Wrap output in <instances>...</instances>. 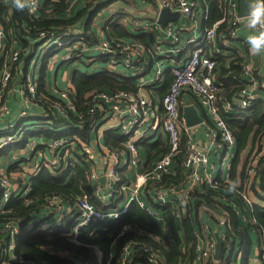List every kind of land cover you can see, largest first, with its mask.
I'll return each instance as SVG.
<instances>
[{
    "label": "built area",
    "instance_id": "1",
    "mask_svg": "<svg viewBox=\"0 0 264 264\" xmlns=\"http://www.w3.org/2000/svg\"><path fill=\"white\" fill-rule=\"evenodd\" d=\"M29 14L36 15L41 10V0H23ZM110 0H67L64 10L69 14L77 3L84 8L88 2L104 3ZM151 6L156 15L154 18H141L137 16L118 15L125 28L128 27L137 34H150L146 41H139L132 37L124 38L111 32L108 26H104L103 13L108 12L110 20L114 13L103 9L95 16L91 29L95 41H91L84 32L85 16L74 24L63 28L62 31L45 29L37 33L38 41L41 40L37 50L33 54L32 63H40L43 53L49 49L58 50L49 59L56 62L73 64L78 62L77 58L82 54L88 55L89 61L97 59L105 62V67L111 72L122 74L126 77H135L136 92L127 90L106 91L104 89H93L89 94L86 110L88 113H98L94 120L95 136L90 137L88 143H80L77 147L81 160L88 164L87 179L92 185L94 196L104 203V208H99L92 202L87 193H82L76 198L75 206L66 205L65 200L56 194L45 198V208L53 215L51 222L40 224V228L54 229L62 227L65 220L69 219L71 226L68 236L75 238L78 229L91 221H109L121 218L130 204L135 201L152 218L160 222L162 240L170 241V233L166 227L165 213L155 204H171L176 216L184 211L185 196L192 188L206 185L218 189L220 182L215 172L223 174L220 177L223 182L224 193L227 195L222 199L237 212L239 202L247 211H251L257 204L251 193V184L256 181V172L259 168L260 159L263 154L264 137L259 141L261 149L257 147L246 159L245 180L239 178L231 180L228 175L230 163L234 155L235 139L231 129L221 116L220 110L224 113L233 110H243L251 105V101L257 99L258 92L264 89L262 76L256 71L250 61L243 60L241 63V80L244 85L239 90V98L230 100L222 96L221 82L217 81L215 70L217 67L215 59L206 54V51L221 53L232 47L237 38L236 32L241 24L246 25L247 16L238 15V0H220L222 16L210 25L200 24L207 21L209 12L205 0H140ZM254 4L256 0H249ZM41 8V9H40ZM168 8L172 12H178L179 18L168 21L162 26L157 16L161 9ZM89 10V9H88ZM45 13L52 12V8H44ZM68 16V15H67ZM66 16V17H67ZM185 17L188 22L183 26H177V20ZM225 22L226 28L219 30L220 23ZM100 24H102L101 27ZM105 27V28H104ZM185 29L188 34L182 37L181 31ZM99 30V32H97ZM5 41L4 26L0 21V54L4 51ZM14 44V42H13ZM47 49H42V48ZM93 51H97L94 55ZM20 49L11 47L5 54V60L13 64L20 58ZM152 61L148 72H145L148 64ZM49 67L52 69L54 65ZM155 67L156 70H155ZM10 65H5L0 74V116L8 112L6 103L3 101L8 83L11 78ZM170 73L171 81L163 95H158L154 88L164 83L166 74ZM36 74L34 71L27 72L26 87L32 97L36 95ZM148 88L147 93L143 92ZM51 88V87H50ZM59 98L54 103L53 109L65 115L64 107L74 112L72 103L73 87L70 84L64 89L57 85L52 86V91ZM22 89V88H21ZM152 89L153 91H150ZM188 97L195 102L191 103L203 117L202 123L206 124L207 136L211 144L217 143L221 149L220 156L215 155L210 160V154L206 145L200 146L192 137V127H188L182 117L181 104ZM28 101V100H27ZM63 102V104L61 103ZM24 110V109H23ZM21 110L20 115H27ZM42 111L39 112L41 114ZM78 121L83 122L84 113H76ZM207 119L209 121H207ZM201 123V124H202ZM111 130L124 136L121 146L111 148L108 145H101L100 138L103 131ZM6 133V132H5ZM162 134L165 135L163 140ZM157 135L155 141L166 142L167 149L155 158L148 167H141L140 155L137 142H149ZM4 138L6 140H4ZM14 137L8 135L2 137L1 142H12ZM74 134L67 137L51 139L47 142L48 149L53 152V157L45 166L58 168L73 164L75 161L73 149L76 145L73 140ZM31 141V140H30ZM154 141V142H155ZM1 145V144H0ZM35 143L33 142V148ZM31 148V149H33ZM233 150V151H231ZM70 151V153H68ZM73 155V156H72ZM71 158L67 163L66 158ZM69 160V159H68ZM219 162V167L217 163ZM42 162L34 164L35 168L31 174L35 175ZM178 167L177 171L175 168ZM120 174L126 175L121 182ZM165 174L174 178L169 181L166 187L160 183ZM103 176L104 181L99 178ZM243 182V183H242ZM242 183V184H241ZM0 185L4 187L2 202L19 192L12 187L8 175L0 170ZM102 189V191H101ZM143 193L144 195L140 194ZM230 196V198H227ZM120 197V198H119ZM238 200L236 202L234 200ZM2 211V210H0ZM209 211L216 213L223 224V212L219 210ZM1 214V213H0ZM205 230L200 236L197 245L198 259H204L216 250V241L209 238V226L204 224ZM132 228L130 224H124L118 235ZM14 221H6L0 227V234L17 232ZM135 241H129L123 248L122 256L118 264H128L133 249L139 251L147 258V264H158L157 253L147 244L134 245ZM11 247L13 244L10 245ZM258 264H264V245L258 248ZM21 262L22 259L15 258Z\"/></svg>",
    "mask_w": 264,
    "mask_h": 264
},
{
    "label": "trees",
    "instance_id": "2",
    "mask_svg": "<svg viewBox=\"0 0 264 264\" xmlns=\"http://www.w3.org/2000/svg\"><path fill=\"white\" fill-rule=\"evenodd\" d=\"M66 1L41 0L42 9L40 8L41 10L36 15H32L28 13L26 6L16 8L13 0H0V21L4 26L6 41L3 47L4 51L0 54V74L5 65H10L11 68V78L3 101L9 87L14 84L13 80L17 79L22 85L27 100L42 111L41 114L30 119L35 122L24 133L21 146L26 145L28 137L43 136L51 140L74 134L77 140L74 139L73 143L76 147H80V143H88L92 133H95L93 123L98 117V113H88L86 110V104L89 101L88 94L93 89L137 91L135 77H126L111 72L105 66L100 71L81 72L77 65L71 70L70 79L73 87L71 100L74 112L64 107L65 115H61L53 109L54 103L61 100L49 91L47 83L48 59L58 50H47L43 53L41 64L35 66L32 63V57L41 43V40L37 39L38 31L41 29L62 31L63 28L74 24L85 16L84 32L93 42L95 38L91 27L95 16L107 6V2L99 4L88 2L84 8H75L67 14L64 11L67 6ZM205 1L209 15L204 24L210 25L222 16L220 0ZM48 7L53 11L45 13L43 9ZM105 24L111 32L120 36H130L139 41L146 42L151 36L150 34H130L120 18L107 21L104 26H106ZM225 28L226 23H220L218 29L224 30ZM11 47L19 48L21 51L20 58L13 64L5 60V54ZM206 54L212 56L216 61L215 74L217 81L221 82L222 96L230 100L238 99L239 90L245 83L244 80H241V57L231 56L230 59L223 52L210 53V51H206ZM88 57V55L82 54V57L77 60L81 62L88 60ZM151 64L152 61L148 64L145 72L149 71ZM30 71H34L36 74L35 97L31 96L26 87V76ZM170 81V73H167L164 83L155 86L158 95L161 96L165 93ZM188 100L191 102L190 99ZM61 103L63 104V102ZM76 113H84L83 122L78 121ZM220 114L235 139L234 155L228 171L229 178L231 180L239 178L244 181L246 159L255 147L257 150L261 149V145L258 143L264 137V99L258 97L252 100L251 105L246 109L233 110L229 113L220 110ZM207 121L209 120L207 119ZM124 139V136L111 130H107L105 133V141L111 148L121 146ZM137 144L144 148L149 160L157 158L167 149L166 142L163 140L153 143L139 140ZM243 150L248 153L238 172L236 166ZM74 153L75 161L65 168L61 166L51 168L42 162L39 171L29 177L26 182L28 185L25 183L23 188L21 185L19 194L11 195L5 202H2L5 189L0 185V210H2L0 211V227L6 221H14L18 229L14 234L10 232L0 234V264H118L124 246L131 240L135 241L134 245H149L157 253L158 264H183L187 258L192 264L198 256L197 245L200 242L199 237L205 230L204 224L210 225L208 222H203L205 220L198 216L199 211L208 216L207 220H210L213 226H218L222 230L218 235L223 242L218 260L214 259L213 252L204 259H198L197 264H250L254 241L260 249L264 245V206L256 204L249 212L235 199L234 201L239 202V211L237 212L222 199L227 195L223 191L225 189L220 177H217L220 182L218 189L206 185L190 189L185 196L186 200H184L185 210L180 211L179 216L175 215L177 211L172 210L171 204H155L157 209L165 213L166 227L170 233V241L167 240V243L162 240L160 222L147 214L135 201L130 204L128 211L119 219L96 220L81 226L74 239L67 234L71 226L69 219H66L62 227L59 228H40L41 221L50 220V218L44 219L42 213L45 212V198L51 194L61 196L66 205H74L76 198L85 192L97 207H105L104 203L94 196L92 185L87 179L88 164L81 160L78 151ZM175 169L179 171L178 167ZM125 178L126 175L120 174L121 182ZM173 178L172 175L165 174L160 184L166 187ZM255 179V183L251 184L252 192L256 198L263 200L264 148ZM209 209L223 212V224H220L217 214ZM124 224H130L132 228L118 237ZM208 237L214 238L216 241L210 228ZM11 244H13L12 247ZM15 258H21L22 261L18 262ZM147 263L145 255L133 249L128 264Z\"/></svg>",
    "mask_w": 264,
    "mask_h": 264
},
{
    "label": "crops",
    "instance_id": "3",
    "mask_svg": "<svg viewBox=\"0 0 264 264\" xmlns=\"http://www.w3.org/2000/svg\"><path fill=\"white\" fill-rule=\"evenodd\" d=\"M114 1V0H110ZM117 4L113 3V6L111 8H115L112 13L114 15L112 16V20L116 18L118 15H124V13H128L132 10H136L137 12L141 14L142 17H146L148 19L154 18L156 15V11L149 6L146 3L141 2L140 0H132L134 2V8L128 7L127 3L128 0H115ZM109 2V1H108ZM77 3V2H76ZM76 8H81V4L78 3ZM104 20L105 21H111L109 17V13L106 11L103 13ZM199 22L200 24H204L205 22H201V17H199ZM188 20L185 17H181L180 20L177 22V26H183V24H187ZM102 24H100L99 27H101ZM127 31L132 34L136 35V32H132L131 29L126 27ZM249 29L247 26H244L243 24L240 25V27L237 29L236 36L237 38L234 40L232 43V48L225 51L224 54L228 56V58L232 57H241V60H246L250 61L253 68L260 73L263 79V84H264V55L260 56H253L251 55L248 46L246 44V37L248 35ZM116 34V33H115ZM188 33L185 32V29L181 31L182 37H186ZM124 38H128L129 36H123ZM232 56V57H231ZM68 66V67H67ZM73 70V69H72ZM71 70L69 67V64L66 65V67L63 69V71L60 73L59 72V66L57 68L52 67L49 72H47V83L52 91V86L57 85L60 89H64L68 87L71 82ZM14 84L9 87L5 98L4 102L7 105L8 112L5 113L4 115L0 116V127L2 126H7V131L10 133L14 139L12 142H7L6 144L0 145L3 148H0V170L5 173L6 175H11V185L12 187L14 186V189L16 192L20 191V186L25 184L30 176H33L31 172L29 174H24L23 173V167L24 164L29 162L28 165H32V162L35 164L40 163V162H46L52 159L53 157V152H51L48 147H47V142L50 140L47 137L43 136H37V137H28L27 141L33 140L37 143V147L35 151L31 154L34 155L31 157V155L28 154V152H23V149L27 147V142L25 146H21V141H23V136L24 133L27 132L28 128L31 127L30 124H34L35 120H30L34 118V116L38 115L40 112V108L32 105L29 101H27L26 95L24 91L21 89L22 85L19 83V80L14 79L13 80ZM155 89V88H154ZM150 91H153L150 89ZM155 91V90H154ZM156 92V91H155ZM258 96L262 97L264 99V89H261L258 92ZM189 98L186 97V101H183L181 104V107L190 104ZM195 102L194 100H191V103ZM26 110L28 113L26 116H21L20 112L21 110ZM197 109V108H196ZM198 110V109H197ZM199 112V110H198ZM25 118V119H23ZM10 127V130H9ZM19 127V130H17ZM103 131V136L100 138V143L101 145H107L105 141V129H100ZM192 137L197 142L200 146H205L207 147V150L209 151L210 154V160H214L215 155L217 154L220 156L221 149L219 148L217 143L211 144L210 139L207 136V130H206V124L200 123L196 126H193L192 129ZM2 137H6L5 131H2L0 134ZM95 134L92 133V137H94ZM163 140L165 139V135L162 134L161 137ZM145 142V141H143ZM138 145L139 149V155H140V165L137 167L138 170H141V167H148L152 161L148 159V155L144 152V148L140 145ZM79 149L75 147L73 149L74 152H77ZM75 155V153H73ZM72 155V156H73ZM31 157V158H30ZM23 158V162H19L18 159ZM29 159V160H27ZM22 171V172H21ZM21 173V174H20ZM215 175L217 177H223V174H220L219 172H215ZM17 176H20L18 180H14ZM27 184V183H26ZM28 185V184H27ZM198 188H201L199 186ZM102 191V189H101ZM144 195L143 193L140 194ZM256 203L259 204L260 206H264L263 200H260L256 198ZM43 218H47L50 220H45L41 221L40 224L44 225V222H51L54 217L53 215L49 212L47 208H45V212L43 211ZM198 216L202 219L205 220L203 222H208L210 225L209 228L212 230L213 233L218 232V234H221L222 230L218 228V226H213V224L210 222L208 216L203 213V212H198ZM242 219H245L242 217ZM200 240V239H199ZM256 241H254L253 248L251 251V258H250V264H258L257 263V253H258V245L255 244ZM198 260H194L192 264H197ZM183 264H190L188 258L183 262Z\"/></svg>",
    "mask_w": 264,
    "mask_h": 264
},
{
    "label": "rangeland",
    "instance_id": "4",
    "mask_svg": "<svg viewBox=\"0 0 264 264\" xmlns=\"http://www.w3.org/2000/svg\"><path fill=\"white\" fill-rule=\"evenodd\" d=\"M124 1V0H123ZM24 2V1H23ZM113 3L114 4H117V2L114 0V1H109V2H107V7H106V10H110V8H111V6H113ZM127 3H130V4H128V7H132V8H134V2L132 1V0H128L127 1ZM77 4L78 3H76L75 5H74V8H76V6H77ZM53 11V10H52ZM126 15H130V16H137V17H141V18H143L142 16H141V14L140 13H138L137 12V9L135 10H132V11H130V12H128ZM180 16V15H179ZM146 18V17H145ZM177 22H178V20H177ZM97 32H99V30H97ZM42 49H47V48H42ZM93 53H94V55H97V51H93ZM54 62H53V60L51 59H48V68L53 64ZM41 63H39V62H37V64L35 65V66H38V65H40ZM69 64V63H68ZM54 66H55V68H57L58 66H59V72L61 73L62 71H63V69L66 67V63H61V62H58L56 65L55 64H53ZM77 65H79V71H81V72H85V71H94V72H96V71H100L102 68H104V66H105V62H103L102 60H100V59H97V60H95V61H93L92 63L89 61V60H83V61H81V62H75V63H73V64H69V67H70V70H72V69H74V67L75 66H77ZM53 66V67H54ZM68 67V66H67ZM156 68L157 67H155V70H156ZM147 91H148V88L146 87L144 90H143V92H145V93H147ZM25 113H26V110H23ZM21 116H26V115H21ZM31 126H32V124H30ZM9 130H10V127H9ZM17 130H19V127H18V129ZM2 131H5L6 132V136H8V135H11L10 133H8V131H7V126L5 127V126H2V127H0V134L2 133ZM156 138H157V135L155 136V137H153L151 140H149V143H153L155 140H156ZM4 140H6L5 138H4ZM2 141L1 142V140H0V144L2 145V144H6L7 142H9V141ZM33 142L35 143V146H34V148H33ZM36 147H37V143L35 142V141H33V140H31V141H28L27 142V147L26 148H24L23 149V152H28V154L29 155H31L34 151H35V149H36ZM0 148H3V147H1L0 146ZM31 148H33V149H31ZM231 151H233V150H231ZM259 151V150H258ZM68 153H70V151H68ZM247 153H248V151H242L241 153H240V160H239V163L237 164V166H236V171H238L239 172V169L241 168V164H242V162H243V160L245 159V156L247 155ZM32 156H34V155H31V157ZM30 157V158H31ZM69 159V160H68ZM27 160H29V159H27ZM66 160H67V163L68 162H70V160H71V158H66ZM18 161L19 162H23L24 161V159L23 158H20V159H18ZM48 161H46L45 163H47ZM28 163L29 162H27V163H25L24 164V167H23V173L24 174H29V172H32V170H34V168H35V166H34V163L32 162V165H28ZM39 164V163H38ZM217 165H218V167H219V162L217 163ZM22 172V171H21ZM21 174V173H20ZM8 177L11 179V175L9 176L8 175ZM20 176H17L14 180H18V178H19ZM24 185V184H23ZM251 193H252V195H253V197H254V200H256V197L254 196V194H253V192L251 191ZM263 203H264V199H263ZM165 243H167V241L165 240ZM258 249V248H257ZM257 258H258V253H257Z\"/></svg>",
    "mask_w": 264,
    "mask_h": 264
},
{
    "label": "clouds",
    "instance_id": "5",
    "mask_svg": "<svg viewBox=\"0 0 264 264\" xmlns=\"http://www.w3.org/2000/svg\"><path fill=\"white\" fill-rule=\"evenodd\" d=\"M16 8H23V0H13ZM246 25L249 29L246 44L253 56L264 55V0L250 3L247 13Z\"/></svg>",
    "mask_w": 264,
    "mask_h": 264
},
{
    "label": "water",
    "instance_id": "6",
    "mask_svg": "<svg viewBox=\"0 0 264 264\" xmlns=\"http://www.w3.org/2000/svg\"><path fill=\"white\" fill-rule=\"evenodd\" d=\"M238 15L243 17L246 16L245 13H247L250 5L249 0H238ZM179 18V13L178 12H172L168 8H163L160 10L157 16L158 22L162 25L165 26L168 21H174ZM182 117L185 121L186 126L192 127L196 126L203 121V117L199 114L198 110L194 105L188 104L183 106L182 108ZM101 182L104 181L103 176L99 178ZM215 239H216V250L214 252V259L218 260L221 254V249H222V242L223 240L221 237L218 235L217 232L214 233Z\"/></svg>",
    "mask_w": 264,
    "mask_h": 264
}]
</instances>
